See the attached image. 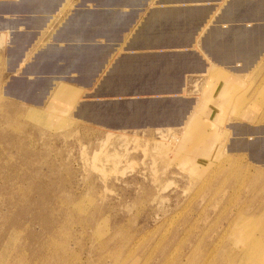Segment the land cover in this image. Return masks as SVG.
I'll return each mask as SVG.
<instances>
[{
    "label": "rangeland",
    "instance_id": "374dc122",
    "mask_svg": "<svg viewBox=\"0 0 264 264\" xmlns=\"http://www.w3.org/2000/svg\"><path fill=\"white\" fill-rule=\"evenodd\" d=\"M263 56L194 92L196 127L107 128L64 87L43 112L0 101V264H264Z\"/></svg>",
    "mask_w": 264,
    "mask_h": 264
},
{
    "label": "crops",
    "instance_id": "0c3cea01",
    "mask_svg": "<svg viewBox=\"0 0 264 264\" xmlns=\"http://www.w3.org/2000/svg\"><path fill=\"white\" fill-rule=\"evenodd\" d=\"M263 46L264 0H0V101L43 112L64 87L57 106L107 128L196 127L194 92L250 76Z\"/></svg>",
    "mask_w": 264,
    "mask_h": 264
},
{
    "label": "water",
    "instance_id": "95a60500",
    "mask_svg": "<svg viewBox=\"0 0 264 264\" xmlns=\"http://www.w3.org/2000/svg\"><path fill=\"white\" fill-rule=\"evenodd\" d=\"M263 47H264V46H263ZM243 135H245L244 132H243Z\"/></svg>",
    "mask_w": 264,
    "mask_h": 264
}]
</instances>
